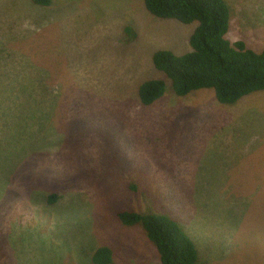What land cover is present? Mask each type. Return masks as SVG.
Here are the masks:
<instances>
[{
  "label": "rangeland",
  "instance_id": "374dc122",
  "mask_svg": "<svg viewBox=\"0 0 264 264\" xmlns=\"http://www.w3.org/2000/svg\"><path fill=\"white\" fill-rule=\"evenodd\" d=\"M224 1L226 39L264 51V0ZM196 26L144 0H0V264H81L119 209L176 221L199 264H264V91L233 105L167 93L158 113L131 111L145 78L170 87L153 53H188ZM117 229L161 264L135 228Z\"/></svg>",
  "mask_w": 264,
  "mask_h": 264
},
{
  "label": "trees",
  "instance_id": "16d2710c",
  "mask_svg": "<svg viewBox=\"0 0 264 264\" xmlns=\"http://www.w3.org/2000/svg\"><path fill=\"white\" fill-rule=\"evenodd\" d=\"M30 1L40 7H47L52 2ZM144 3L146 9L159 19L176 20L185 25L196 23L197 26L190 37V52L178 56L169 50H160L154 54V67L169 78L170 87L166 80L145 78L131 105L134 117L141 115L143 109L158 113L153 108L168 98L164 97L167 93L182 99L196 91L211 89L220 104L233 105L244 97L264 91V51L256 52L244 41L231 43L226 39L231 13L224 0H144ZM141 131L142 140L151 142L152 129L145 127ZM125 185L120 183V190ZM128 186L133 189V184ZM59 199V194H51L48 204ZM116 220L135 228L142 238L145 236V242L152 245L161 264L200 263L195 243L170 217L119 209ZM98 229L106 233L105 239L102 243L90 242V247L81 248V264H113L119 251L124 253L121 259L128 261L127 264H146L125 236L117 238L119 229L111 222L100 224ZM148 250L152 251L151 248Z\"/></svg>",
  "mask_w": 264,
  "mask_h": 264
},
{
  "label": "clouds",
  "instance_id": "9594fccd",
  "mask_svg": "<svg viewBox=\"0 0 264 264\" xmlns=\"http://www.w3.org/2000/svg\"><path fill=\"white\" fill-rule=\"evenodd\" d=\"M227 4V3H226ZM229 8V7H228ZM152 15V14H151ZM153 16V15H152ZM155 17V16H154ZM157 18V17H156ZM159 19V18H158ZM160 20H163V19H160ZM194 32V31H193ZM192 35V34H191ZM132 37H136L135 35H133ZM191 37V36H190ZM189 43H190V39H189ZM232 43V42H231ZM235 43V42H234ZM190 47H191V45H190ZM154 48H155V45H153V46H151V48H150V50H149V57H151V54H152V51L154 50ZM158 51H160V50H158ZM158 51H156V52H158ZM155 52V53H156ZM190 52V51H189ZM155 53H153V56H154V54ZM141 213V212H140ZM115 222V220H112L111 221V223L113 224V225H115L116 224V226L118 227V225H121V223H120V221L119 220H116V222ZM123 227H127V226H124V225H122ZM148 245V248H150V245L149 244H147ZM144 261L145 260H147V259H143Z\"/></svg>",
  "mask_w": 264,
  "mask_h": 264
},
{
  "label": "flooded vegetation",
  "instance_id": "af4514ba",
  "mask_svg": "<svg viewBox=\"0 0 264 264\" xmlns=\"http://www.w3.org/2000/svg\"><path fill=\"white\" fill-rule=\"evenodd\" d=\"M114 226L117 228L116 224Z\"/></svg>",
  "mask_w": 264,
  "mask_h": 264
}]
</instances>
